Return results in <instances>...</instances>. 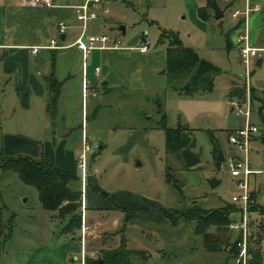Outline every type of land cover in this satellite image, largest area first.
<instances>
[{
    "label": "rangeland",
    "instance_id": "rangeland-1",
    "mask_svg": "<svg viewBox=\"0 0 264 264\" xmlns=\"http://www.w3.org/2000/svg\"><path fill=\"white\" fill-rule=\"evenodd\" d=\"M103 1L107 2L109 13H100L97 21L89 22L93 32L108 33L120 39L123 47L129 42L142 44L150 40L149 53H155L166 50V46L159 43L161 32L172 31L178 34L185 46L193 47L201 58L217 65L221 73L216 76L213 91L182 97L169 87L167 74L163 73L166 70V54H163L155 60L158 68L151 88L146 91L115 92L113 97L106 99L110 94L108 86L99 84L93 90L87 86L88 97L95 98L87 110L83 108V122L87 111L89 141L93 145V153L89 157L92 174L104 178L107 187H127L144 192L168 208L201 205L206 209H215L225 203H233V193H239V190L229 172L218 170L211 142L213 134L222 150L228 154L231 145L225 129L244 124V118L232 111L228 100L231 79L245 73L236 47H232L228 41L227 34L235 23L233 10L227 9L225 16L219 20L213 18L212 12V19L205 29L204 24L194 21L191 13L185 10L182 0ZM218 3L225 8L228 2L218 0ZM106 16L109 23L105 22ZM121 26H125V33L120 30ZM85 81L84 78V98ZM260 81L264 82V65L258 67L253 64L250 85L245 80L238 85L245 87L246 98L236 97L243 104L251 101L254 107L252 120L257 125H263L264 109L261 111L257 106L260 105L257 103L259 100H253L258 99L256 96L259 93L254 91L252 83L258 84ZM158 97L162 100V111L167 117L168 126L176 127L180 122H186L196 128V148L192 151L200 156L197 165L189 167L184 159L167 154L166 137L161 129L164 119L154 102ZM149 115L150 118H147ZM101 146H104L103 150H100ZM125 156L129 158L128 163L123 161ZM254 157L264 158V150H259V154L257 150L252 152L251 158ZM167 164L171 178L182 184L183 192L168 182ZM214 177L220 179L221 184L212 188L209 181ZM0 207V264H25L33 249L49 241L57 243L58 238L63 236L61 231L68 216L61 218L60 212L45 210L34 186L21 181L15 172L1 167ZM232 218L240 221L242 215L234 213ZM87 223L90 225L88 247L89 241L105 232L92 225L88 217ZM263 225L264 208L252 209L248 221V245L253 251L258 250V242H261V249L264 250ZM74 233L80 245L81 228ZM128 233L130 248L158 254L163 249L167 253L165 260L161 257L165 264H236V260L227 259L225 252L207 251L202 237L194 234V228L182 245L167 242L158 234L138 227L131 226ZM230 233L232 238L238 239L239 232ZM10 234L12 236L5 242V236L9 237ZM64 236L69 239L70 234ZM97 253L93 251L90 255L96 256ZM75 257H80V249ZM76 260L75 264H80ZM134 260L135 264L145 263L139 258Z\"/></svg>",
    "mask_w": 264,
    "mask_h": 264
},
{
    "label": "crops",
    "instance_id": "crops-1",
    "mask_svg": "<svg viewBox=\"0 0 264 264\" xmlns=\"http://www.w3.org/2000/svg\"><path fill=\"white\" fill-rule=\"evenodd\" d=\"M29 1L0 0V147L6 155L26 154L38 159L43 158L80 177L78 156L83 146V108L85 111L95 101L92 96L84 98V78L91 90L99 84L108 86L110 94L106 99H109V96L113 97L115 92L125 94L130 90L146 91L151 88L152 78L158 68L155 60L158 56L166 54V50L149 53V49L147 52H141L137 49L141 44L129 42L122 48L93 49L85 62L82 51L76 47L58 50L42 49L34 55L31 52L32 46L46 45L57 37L59 22L69 25L62 43L71 44L75 41L82 32V22L77 19L76 7L85 0H51V5H32ZM182 2L185 10L191 13L193 20L204 24L206 29L209 21L202 20L198 15L199 7L204 6L206 0H182ZM225 2L227 3L226 0ZM232 2L227 9L233 11L237 7H244L247 2L252 7L256 4L261 5L260 10L250 15L248 32L250 45L257 49L252 53L254 65L258 66L257 60L262 57V64L258 66L262 67L264 65V0H233ZM227 5L223 8L219 4L225 12ZM103 8L107 9V12H103L102 15H107L109 9L105 1ZM214 15L215 12L213 18L216 19ZM104 19L109 23L107 16ZM236 23L235 20L231 28ZM231 28L227 34L228 41L232 47H236L242 62L240 45L237 41L239 29ZM88 33H96L93 32L90 23H88ZM53 54H56L55 74L62 82L58 111L54 119L47 112L48 91L44 80L45 76L53 71ZM97 67L101 68L100 74L96 73ZM163 73H166V70ZM242 81H244L242 74L231 79L228 92L230 93V90ZM252 88L259 93V96H256L258 99L253 100L255 102L259 100L257 103H260L253 106L257 105L262 111L264 82L252 83ZM148 100L150 101L149 98ZM238 117H243L245 124V117ZM85 118L86 131L90 136L87 111ZM147 118H150V115ZM183 123L190 126L189 123ZM252 123L255 124L253 120ZM244 124L226 128L228 140L230 133L243 127ZM258 126L261 127L262 133L255 135L250 145L251 165L257 172L252 174L250 183L255 204L264 205V158H251L252 152L257 150L259 154V150H264V120L263 125ZM217 142L222 150L220 142L218 140ZM230 145L231 150L228 154L223 151L225 156L235 153L234 146L231 143ZM103 148L104 146L100 147V150ZM123 161L128 163L129 158L125 156ZM91 165L94 166V161ZM104 181V178L100 179L94 173L91 175L84 203L86 215L92 225L101 228L105 233H116L117 236L113 238L114 244L119 242L118 232L126 224L125 234L128 243L130 242L128 231L131 226L152 231L173 244L182 245L187 242L194 228L193 221L182 218L178 224H173L160 211L161 207H166L160 200L127 187H110V185L107 187V182ZM116 205L125 209L143 211H137L129 217V213ZM79 249L77 242L63 235L58 238L57 243L49 241L33 249L25 264H75L77 262L75 254ZM150 254L144 264H165L160 254Z\"/></svg>",
    "mask_w": 264,
    "mask_h": 264
},
{
    "label": "trees",
    "instance_id": "trees-1",
    "mask_svg": "<svg viewBox=\"0 0 264 264\" xmlns=\"http://www.w3.org/2000/svg\"><path fill=\"white\" fill-rule=\"evenodd\" d=\"M213 1L206 0V4L199 7L198 15L202 20L209 21L212 18V12H214ZM216 1L218 2V0ZM232 1L228 2L226 9L232 5ZM241 24L242 20L237 21L232 30L239 29L240 32ZM159 43L166 46V74L170 88L186 97L213 91L216 76L221 73V69L217 65L201 58L193 47L185 46L175 32L163 30ZM52 62L53 71L50 75L45 76L44 80L48 91L47 112L54 119L58 111L62 83L55 74L56 54L52 55ZM245 91V87L234 86L229 93L230 100L236 97L246 98ZM154 102L158 107L159 114H162L164 119L161 129L166 137L167 154L183 160L182 151L184 149L192 150L196 147L195 129L183 122H180L176 127L168 126L167 117L162 111V100L158 97ZM211 142L216 165L218 166L217 157L220 148L213 134H211ZM0 163H4V165H0L1 168L15 172L21 181L34 186L38 190L39 200L45 210L58 211L61 218L68 216L61 232L63 235L70 234L69 238L76 242L77 236L74 232L79 230L82 225L83 192L80 177L59 168L54 162L46 161L43 158L38 159L26 154L6 155L1 147ZM169 170L170 166L167 164L168 182H171L183 192L182 184L171 178ZM253 202L254 196H252L250 211L257 207L264 208V205H253ZM116 207L129 213V217L137 211H143L142 209H125L118 205ZM239 210L238 205L234 202L225 203L215 209H206L201 205H194L189 208H160V211L173 224H178L182 218L193 221L194 234L202 237L207 251L225 252L227 259L234 260L237 259L240 250L237 243L241 239V235L239 234L238 239L232 238L230 233L232 230L229 229V225L233 221V214L238 213ZM126 230L127 224L118 232L119 242L117 244L113 242V238L117 236L116 233H104L98 238L89 241L86 264H135L134 258H139L141 261L148 259L151 255L149 251L129 247L128 237L125 234ZM11 236L12 234L9 237L5 236V242ZM257 244L258 250L256 251H253L250 247L255 260L250 261L249 264H264V250L261 249V242ZM93 251L98 252L96 256L90 255V252ZM159 254L164 260L167 257V253L163 249L159 251Z\"/></svg>",
    "mask_w": 264,
    "mask_h": 264
},
{
    "label": "built area",
    "instance_id": "built-area-1",
    "mask_svg": "<svg viewBox=\"0 0 264 264\" xmlns=\"http://www.w3.org/2000/svg\"><path fill=\"white\" fill-rule=\"evenodd\" d=\"M230 2L231 0H226ZM32 5H51V0H30ZM261 5L256 4L250 6L247 2L244 7H237L233 11V19L236 21L242 20L241 30L238 34V44L240 45V55L245 67V73L242 74L247 85H250L252 65L254 61L252 59V53L257 51L249 43V18L252 12L260 10ZM106 13L107 9L103 8V0H85V2L76 7L77 19L82 22V32L71 44L62 43V35L66 34L69 25L65 22H59L57 29L58 34L56 38L50 40L46 45L32 46L31 52L36 55L42 49H64L69 47H76L82 51L84 62L87 61L90 52L93 49L99 48H122V41L116 37H112L108 33H88V23L90 21H97L100 17V13ZM150 48V40L143 42L137 47L141 52H147ZM96 73H101V68H96ZM85 97H88L87 93V81H85ZM251 101L247 104L241 103L239 99L230 100L232 111L237 116L245 117V124L243 127L236 129L229 135V142L234 146L235 153L225 156V160L219 162L218 170L220 172H229L232 180L235 182L239 193H233V202L238 205L239 213L242 215L240 221H232L229 225V229L233 232L237 231L241 235V239L238 241L239 254L236 259V264H249L253 260L254 256L250 251L248 245V221L250 214V206L252 204V189H251V176L257 171L252 167L250 161V149L251 141L255 135H260L262 129L260 126L252 123V107ZM245 105V106H244ZM244 108H246L244 110ZM93 153V145L89 141V136L86 131V121H84V134H83V146L78 156V167L81 171L80 182L82 184L83 192V205H82V225L80 235V257L78 261L80 264H86V256L88 255L87 240L89 236L90 225L87 223V215L85 208V193L90 182L92 172L90 170L89 157ZM97 171V169H95Z\"/></svg>",
    "mask_w": 264,
    "mask_h": 264
},
{
    "label": "water",
    "instance_id": "water-1",
    "mask_svg": "<svg viewBox=\"0 0 264 264\" xmlns=\"http://www.w3.org/2000/svg\"><path fill=\"white\" fill-rule=\"evenodd\" d=\"M213 4H214V12H215L214 16H215V18L217 20L222 19L224 17L225 11L220 8V6H219V4H218V2L216 0L213 1ZM120 30L123 33H125V26H121ZM62 38L63 39L65 38V34L62 35ZM262 59H263L262 57L258 58L257 63H256L258 66H260L262 64ZM105 84H107V82H105ZM182 154H183V159H184L185 163L189 167L195 166L198 163H200V160H201L200 156L197 155L196 153H194L192 150L184 149L182 151ZM224 160H225L224 152H223V150H219L217 161L221 162V161H224ZM209 182H210V185L212 186V188H215V187H217L218 185L221 184V180L216 178V177L210 179Z\"/></svg>",
    "mask_w": 264,
    "mask_h": 264
}]
</instances>
